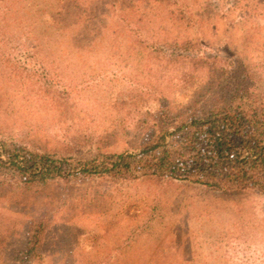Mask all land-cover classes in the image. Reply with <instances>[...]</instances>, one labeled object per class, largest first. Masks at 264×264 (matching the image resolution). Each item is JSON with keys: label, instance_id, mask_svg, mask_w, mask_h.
Segmentation results:
<instances>
[{"label": "trees", "instance_id": "trees-1", "mask_svg": "<svg viewBox=\"0 0 264 264\" xmlns=\"http://www.w3.org/2000/svg\"><path fill=\"white\" fill-rule=\"evenodd\" d=\"M198 1L0 0V264H38L58 207L114 192L151 226L190 196V231L206 223L205 238L194 232L181 264H230L214 215L197 212L264 194V63L203 44ZM229 2L264 20V0ZM44 202L60 205L24 217Z\"/></svg>", "mask_w": 264, "mask_h": 264}, {"label": "rangeland", "instance_id": "rangeland-1", "mask_svg": "<svg viewBox=\"0 0 264 264\" xmlns=\"http://www.w3.org/2000/svg\"><path fill=\"white\" fill-rule=\"evenodd\" d=\"M196 4L197 10L201 11L199 19L205 24L203 44L217 53L223 51L220 53L224 59L234 58L233 62L237 64L244 62L253 66L264 63V20L243 22L242 13L234 10L229 0H199ZM115 26L119 28L117 23ZM20 60L24 63L22 58ZM78 65L77 62L73 65L76 70ZM197 87L198 83L189 82L182 92L175 94V100L179 104H188ZM115 97L122 96L117 93ZM86 186L82 184L80 187L87 189ZM85 198L68 201V195L65 196L66 207H58L59 212H63L58 217L60 229L38 264H181L194 232L199 239L205 238L199 227H206V223L197 224L199 227L190 231L193 216L183 206L194 199L186 194H175L174 207L168 208L167 222L155 226L145 224L139 215L135 222L129 209L122 206L129 202L123 201V195L117 197L114 192L112 198L101 202H96L93 196ZM55 205V202H44L37 210L28 209V215L24 217H40L56 210L60 204ZM200 208L203 211L197 212L198 217L214 215L211 233L216 235L218 230H223L227 236L224 247L231 259L230 264L264 259V194L248 193L211 208ZM18 232L16 246H22L23 225L18 227Z\"/></svg>", "mask_w": 264, "mask_h": 264}]
</instances>
